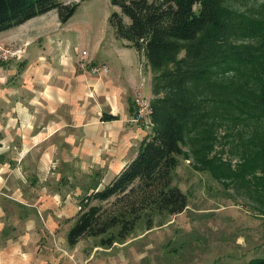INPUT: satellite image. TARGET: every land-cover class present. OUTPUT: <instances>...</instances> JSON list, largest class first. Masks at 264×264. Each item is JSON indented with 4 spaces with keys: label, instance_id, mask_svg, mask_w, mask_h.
Returning a JSON list of instances; mask_svg holds the SVG:
<instances>
[{
    "label": "trees",
    "instance_id": "1",
    "mask_svg": "<svg viewBox=\"0 0 264 264\" xmlns=\"http://www.w3.org/2000/svg\"><path fill=\"white\" fill-rule=\"evenodd\" d=\"M111 2L120 9L109 16L115 37L151 74L152 131L109 184L81 198L68 243L98 237L108 246L132 233L141 216L150 228L153 211L182 212L187 195L172 184L182 154L217 179L244 185L255 175L250 192L264 204V0ZM77 4L0 0V32L50 10L65 23ZM217 143L240 150L238 169L214 152Z\"/></svg>",
    "mask_w": 264,
    "mask_h": 264
},
{
    "label": "crops",
    "instance_id": "2",
    "mask_svg": "<svg viewBox=\"0 0 264 264\" xmlns=\"http://www.w3.org/2000/svg\"><path fill=\"white\" fill-rule=\"evenodd\" d=\"M35 17L0 32L26 42L0 61V264H121L125 242L71 245L67 232L81 198L109 184L149 134L130 120L135 89L147 83L151 95V74L123 40L89 55L108 67L91 74L69 36L58 53L46 50L62 38Z\"/></svg>",
    "mask_w": 264,
    "mask_h": 264
},
{
    "label": "rangeland",
    "instance_id": "3",
    "mask_svg": "<svg viewBox=\"0 0 264 264\" xmlns=\"http://www.w3.org/2000/svg\"><path fill=\"white\" fill-rule=\"evenodd\" d=\"M61 1L78 2L65 23L59 21L56 10L34 18V21L45 20L62 38L52 42L51 48L48 44L46 50L56 49L58 53L67 35L71 53L81 55L83 47L89 60V55H106L123 40L115 37L109 25L110 14L120 12L111 0ZM123 17L128 23L129 19ZM2 37L0 55H9L15 50H19L15 55L23 54L25 41L16 44L8 40L9 36ZM75 47L79 51H75ZM49 51L45 55H49ZM143 90L149 93L147 83ZM147 125L151 134V125ZM222 143L215 145L214 152L219 151V156L229 161L232 169H238L237 164L242 160L240 150ZM198 167L191 153L188 158L183 154L179 156L172 184L186 193V208L178 214L153 211L150 228L148 216H141L132 233L116 240L125 242L120 248L121 264H247L254 258L264 257V204L250 192L255 175L249 174L248 182L241 185L230 179H217L209 170ZM239 177L245 182L244 174ZM118 230L115 227L111 231L116 234ZM91 238L99 242L98 237Z\"/></svg>",
    "mask_w": 264,
    "mask_h": 264
},
{
    "label": "built area",
    "instance_id": "4",
    "mask_svg": "<svg viewBox=\"0 0 264 264\" xmlns=\"http://www.w3.org/2000/svg\"><path fill=\"white\" fill-rule=\"evenodd\" d=\"M19 50L10 51L9 55H15ZM87 51L82 50L80 55V62L88 65L89 72L94 75H105L108 72V67L104 63H92L87 60ZM6 57V56H4ZM2 59V56L0 55ZM87 60V61H86ZM134 111L131 117L132 124H151V96L146 94L142 88H136L133 95Z\"/></svg>",
    "mask_w": 264,
    "mask_h": 264
}]
</instances>
